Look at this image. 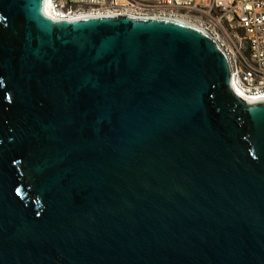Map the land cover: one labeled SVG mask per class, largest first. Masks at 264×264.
Returning <instances> with one entry per match:
<instances>
[{"label":"water","instance_id":"water-1","mask_svg":"<svg viewBox=\"0 0 264 264\" xmlns=\"http://www.w3.org/2000/svg\"><path fill=\"white\" fill-rule=\"evenodd\" d=\"M47 5L0 0V264H264V97L218 41Z\"/></svg>","mask_w":264,"mask_h":264},{"label":"built area","instance_id":"built-area-1","mask_svg":"<svg viewBox=\"0 0 264 264\" xmlns=\"http://www.w3.org/2000/svg\"><path fill=\"white\" fill-rule=\"evenodd\" d=\"M51 10L66 21L90 12L188 20L227 38L237 92L264 94V0H51Z\"/></svg>","mask_w":264,"mask_h":264},{"label":"bare ground","instance_id":"bare-ground-1","mask_svg":"<svg viewBox=\"0 0 264 264\" xmlns=\"http://www.w3.org/2000/svg\"><path fill=\"white\" fill-rule=\"evenodd\" d=\"M47 14L49 19L54 22V23H61V22H74L76 20H80V19H84V18H90V17H97V16H111V15H105V14H101V13H97V12H90V13H77L72 15L71 17H69L70 19H68V21H66L65 19H63L62 17H58L56 16L53 11L51 10V0H48V5H47ZM88 14H90L88 16ZM92 14V15H91ZM129 16V15H127ZM184 23L193 25L195 27H199L198 25L188 21V20H183V19H178ZM201 28V27H199ZM202 29V28H201ZM203 30V29H202ZM205 31V30H204ZM219 43V42H218ZM220 44V43H219ZM221 45V44H220ZM223 48V47H222ZM224 49V48H223ZM238 93L240 94V96H242L244 99L249 100V101H253V100H258L262 97H264V94L261 95H249L246 94L245 92H243L242 90H238Z\"/></svg>","mask_w":264,"mask_h":264},{"label":"rangeland","instance_id":"rangeland-1","mask_svg":"<svg viewBox=\"0 0 264 264\" xmlns=\"http://www.w3.org/2000/svg\"><path fill=\"white\" fill-rule=\"evenodd\" d=\"M90 14H88L89 16ZM92 15V14H91ZM219 43L222 45V47L227 51V49L229 50L228 47V42H227V38L223 35H221L220 39H219Z\"/></svg>","mask_w":264,"mask_h":264}]
</instances>
